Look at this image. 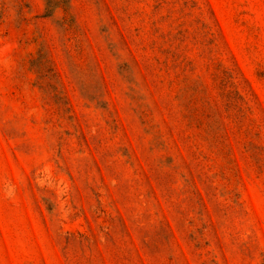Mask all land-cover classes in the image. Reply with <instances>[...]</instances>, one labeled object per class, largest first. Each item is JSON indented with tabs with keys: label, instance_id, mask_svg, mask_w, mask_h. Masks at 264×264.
Segmentation results:
<instances>
[{
	"label": "rangeland",
	"instance_id": "rangeland-1",
	"mask_svg": "<svg viewBox=\"0 0 264 264\" xmlns=\"http://www.w3.org/2000/svg\"><path fill=\"white\" fill-rule=\"evenodd\" d=\"M0 264H264V0H0Z\"/></svg>",
	"mask_w": 264,
	"mask_h": 264
}]
</instances>
